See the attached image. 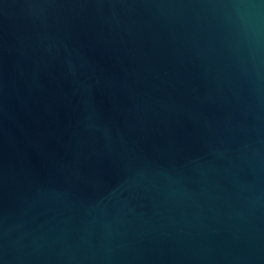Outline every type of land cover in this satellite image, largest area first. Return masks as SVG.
Instances as JSON below:
<instances>
[{
  "label": "water",
  "instance_id": "95a60500",
  "mask_svg": "<svg viewBox=\"0 0 264 264\" xmlns=\"http://www.w3.org/2000/svg\"><path fill=\"white\" fill-rule=\"evenodd\" d=\"M0 264H264V0H0Z\"/></svg>",
  "mask_w": 264,
  "mask_h": 264
}]
</instances>
